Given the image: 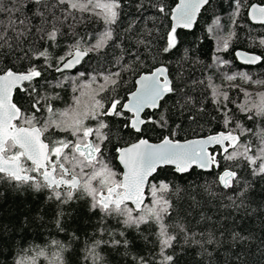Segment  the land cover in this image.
Returning a JSON list of instances; mask_svg holds the SVG:
<instances>
[{
  "label": "snow or ice",
  "instance_id": "snow-or-ice-1",
  "mask_svg": "<svg viewBox=\"0 0 264 264\" xmlns=\"http://www.w3.org/2000/svg\"><path fill=\"white\" fill-rule=\"evenodd\" d=\"M193 256L264 264V0H0V264Z\"/></svg>",
  "mask_w": 264,
  "mask_h": 264
},
{
  "label": "trees",
  "instance_id": "trees-1",
  "mask_svg": "<svg viewBox=\"0 0 264 264\" xmlns=\"http://www.w3.org/2000/svg\"><path fill=\"white\" fill-rule=\"evenodd\" d=\"M207 18L206 17H202L201 20H200V26L196 29V32H195V35H188L186 37V40L188 41H191V40H194L196 36H199L201 35V28L207 23ZM257 30H259V28L257 27ZM26 199L28 201H31V196H27ZM76 225H73V227H75ZM190 264H196V260H195V257L193 256L190 260Z\"/></svg>",
  "mask_w": 264,
  "mask_h": 264
}]
</instances>
